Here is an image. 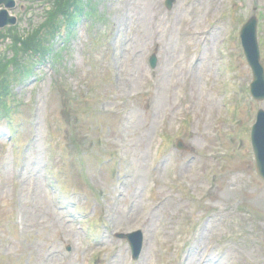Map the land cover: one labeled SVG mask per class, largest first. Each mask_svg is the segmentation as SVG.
<instances>
[{
	"label": "rangeland",
	"instance_id": "1",
	"mask_svg": "<svg viewBox=\"0 0 264 264\" xmlns=\"http://www.w3.org/2000/svg\"><path fill=\"white\" fill-rule=\"evenodd\" d=\"M164 1L83 0L91 14L28 58L8 35L29 37L67 0L16 2L0 62L32 73L8 77L0 109V264H264L249 142L264 101L249 94L237 39L256 7L264 64V0ZM79 220L104 239L80 248ZM135 230L143 249L131 263L117 234Z\"/></svg>",
	"mask_w": 264,
	"mask_h": 264
},
{
	"label": "water",
	"instance_id": "2",
	"mask_svg": "<svg viewBox=\"0 0 264 264\" xmlns=\"http://www.w3.org/2000/svg\"><path fill=\"white\" fill-rule=\"evenodd\" d=\"M2 6V7H1ZM15 0H0V29L16 23L15 16L9 14V9L14 8ZM241 38L247 61L252 69L253 82L250 85L252 95L261 100L264 98V71L259 62L258 48L255 41V19H250L242 28ZM151 66L155 65V58L150 60ZM251 143L255 157L257 174L264 179V112L258 111L257 122L251 133Z\"/></svg>",
	"mask_w": 264,
	"mask_h": 264
},
{
	"label": "trees",
	"instance_id": "3",
	"mask_svg": "<svg viewBox=\"0 0 264 264\" xmlns=\"http://www.w3.org/2000/svg\"><path fill=\"white\" fill-rule=\"evenodd\" d=\"M62 1H64V0H60V2H62ZM56 5H58V6L54 10H52V12L48 13L49 20L52 19L53 16L59 15L60 18L64 17L63 19H61V21L67 22L68 20L73 19V17H74L73 15L75 13L78 14L79 11L81 10V7H83V4H81L80 0H69V1L67 0V3H65L64 6L61 4H58V3H56ZM72 12H73V15H72ZM48 33L54 34L53 31L52 32L50 31ZM15 42L14 43L17 44L19 42V39H16ZM21 43H22V46L24 48V51H28L32 47L31 39L23 40ZM33 46H34V44H33ZM33 48L35 51H38L36 46L32 47V49Z\"/></svg>",
	"mask_w": 264,
	"mask_h": 264
}]
</instances>
